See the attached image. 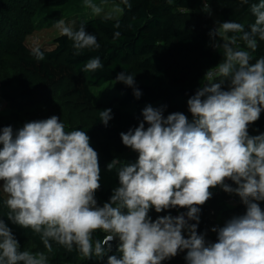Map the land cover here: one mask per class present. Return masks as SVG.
Wrapping results in <instances>:
<instances>
[{
    "label": "clouds",
    "instance_id": "9594fccd",
    "mask_svg": "<svg viewBox=\"0 0 264 264\" xmlns=\"http://www.w3.org/2000/svg\"><path fill=\"white\" fill-rule=\"evenodd\" d=\"M121 3L132 7L130 0ZM237 3L248 6L254 20L247 26L217 21L210 30L212 40L221 41L224 59L214 66L217 71L206 72L208 83L187 100L192 119L182 112L165 116L163 107L146 105L138 126L120 133L137 159L118 170L119 186L102 206L96 199L99 154L87 132L66 131L57 115L26 122L17 130L0 128V189L6 194L7 220L38 235L46 252L55 244L82 258L107 257L106 264H162L181 252L186 264H264V210L259 203L264 201V133H249L264 112V56L252 62L264 42V0ZM84 6L101 11L92 0H84ZM203 11L211 15L208 3ZM56 26L73 41V55L100 48L84 24L73 30L60 20ZM120 35L115 31L113 39ZM238 41L243 48L236 46ZM33 53L44 59L39 49ZM102 67L97 56L82 71ZM116 81L141 96L132 75L120 72ZM99 119L107 126L111 109L100 111ZM107 167L112 170L111 163ZM216 187L238 196L246 212L212 227L217 239L208 242L197 229L201 207ZM153 209L187 211L153 220ZM97 232L104 234L102 239ZM113 241H118L119 256L109 254ZM46 252L21 250L0 218V264H49Z\"/></svg>",
    "mask_w": 264,
    "mask_h": 264
},
{
    "label": "trees",
    "instance_id": "16d2710c",
    "mask_svg": "<svg viewBox=\"0 0 264 264\" xmlns=\"http://www.w3.org/2000/svg\"><path fill=\"white\" fill-rule=\"evenodd\" d=\"M22 1L32 2L33 15L37 20L54 23L61 18H70L69 27L73 30L84 24L87 32L96 35L100 48L87 49L81 55L75 56L73 41L61 33L54 38L53 47L39 49L44 54L43 60H38L33 51L21 41H6L1 38L0 41L3 43L1 50L13 57L21 68L33 77V81L21 89L22 92L45 91L64 82L61 95L72 98L76 105L93 112L89 124H64L65 130L78 129L87 132L91 146L99 154V166H105L107 173L116 182H119L117 172L123 166L118 160L130 149L123 145L120 133L138 126L143 120L142 110L149 104L154 108L163 107L165 116L173 112H182L191 120L187 100L201 86L208 83L207 78H204L206 72L224 59L222 46L209 36L213 28L203 11L204 5L209 4L220 22L235 20L247 26L254 20V18L243 20L249 14L250 8L240 7L237 0H130L131 9L122 4L121 0H92L99 8L114 4L120 11L116 17L102 11L94 13L91 8L84 6V0ZM3 6H6V0H0V10ZM4 17L0 11V33L3 31ZM117 23L120 25L119 28L115 27ZM115 31H119L121 35L114 40ZM259 43V49L253 53L252 62L264 56V42ZM237 45L244 47L242 41H238ZM97 56L101 59L103 67L96 72L82 71L84 64ZM130 69L149 71L152 77L147 83L135 82L134 87L141 92L139 98L133 95V87L116 81L118 73L124 71L128 73ZM218 80V77L213 78V82ZM108 82H115L110 93L103 98L95 99L94 89ZM224 87L227 88V82ZM105 109H111L112 114L107 126L99 119V112ZM0 124L4 122L0 121ZM249 133L250 135L264 133V112L257 122L249 126ZM109 163L112 164V170L107 167ZM226 183L236 187L231 180ZM222 193L227 194L223 190ZM110 196V189L102 185L96 193V199L100 202H107ZM233 198L234 204L228 208L223 206L218 196L213 193L212 198L201 207L197 231L206 233V241L216 242L217 235L211 231L212 227L223 226L233 216L246 212V207L240 202L239 197L234 195ZM4 199L6 198L0 190V218H3L12 229L21 250L46 252L38 235L7 220L9 210L3 204ZM259 203L264 210V201ZM216 209L218 212L228 210V214L220 222L213 223L211 215ZM186 211L187 209H170L151 217L155 220L157 216L169 212L176 216ZM95 235L102 239L104 234L97 232ZM117 245L118 241L112 242L110 255H120L117 252ZM185 254L181 252L162 264H186ZM46 255L54 264H106L107 259L105 257L104 261H97L95 257L82 258L75 250L67 252L55 244L53 251L46 252Z\"/></svg>",
    "mask_w": 264,
    "mask_h": 264
},
{
    "label": "rangeland",
    "instance_id": "374dc122",
    "mask_svg": "<svg viewBox=\"0 0 264 264\" xmlns=\"http://www.w3.org/2000/svg\"><path fill=\"white\" fill-rule=\"evenodd\" d=\"M100 9L102 12L111 13L114 17L120 14V11L117 10L114 4L104 5ZM0 11L5 16L2 19L4 25H2L3 31L0 33V38L6 41H21L30 51L53 47L54 38L62 33L61 29L56 26L57 22L63 20L66 26H70L71 23L70 18H61L54 23L37 20L33 15L32 2L22 0H6V6H3ZM206 14L212 28L216 27V22L219 21L216 14L212 11L211 15ZM252 18L254 17L249 12L243 20H251ZM217 41L221 44L219 39ZM2 45L3 43L0 41V121L4 122V124H0V128L10 125L14 130H17L26 122L47 119L52 115H57L67 125H74L76 123L87 125L91 122L93 116L91 110L76 105L72 98L61 95V89L65 86L64 82L45 91L22 92L21 89L29 85L33 81V77L28 72H25L13 57L8 56L1 50ZM128 74L134 77L135 82L147 83L152 79L149 71L130 69ZM114 85L115 82H108L103 86L96 87L94 89L95 99L105 97L110 93ZM5 97L10 98V100H7ZM137 156L136 152L129 149L118 161L124 166L134 162ZM100 169V183L103 187L109 188L112 195V190L119 186V182H116L107 173L105 166H100ZM0 190L6 198V194L3 193L2 189ZM211 191L218 196L223 206L228 208L233 206L234 194H223L220 187L212 188ZM103 203L105 202L98 201L100 206ZM153 214H157L154 209L150 211L149 215ZM227 214L228 210L218 212L216 209L211 215V220L213 223H218ZM184 235L187 237V232ZM48 262L49 264H54L49 259Z\"/></svg>",
    "mask_w": 264,
    "mask_h": 264
},
{
    "label": "built area",
    "instance_id": "2783aa9c",
    "mask_svg": "<svg viewBox=\"0 0 264 264\" xmlns=\"http://www.w3.org/2000/svg\"><path fill=\"white\" fill-rule=\"evenodd\" d=\"M211 71L215 72V71H217V69L214 67L211 69ZM233 200H234V198H233Z\"/></svg>",
    "mask_w": 264,
    "mask_h": 264
}]
</instances>
